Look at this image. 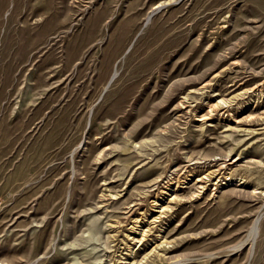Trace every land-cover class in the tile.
Returning <instances> with one entry per match:
<instances>
[{
	"label": "rangeland",
	"instance_id": "374dc122",
	"mask_svg": "<svg viewBox=\"0 0 264 264\" xmlns=\"http://www.w3.org/2000/svg\"><path fill=\"white\" fill-rule=\"evenodd\" d=\"M0 199V264H264V0H0Z\"/></svg>",
	"mask_w": 264,
	"mask_h": 264
},
{
	"label": "bare ground",
	"instance_id": "6f19581e",
	"mask_svg": "<svg viewBox=\"0 0 264 264\" xmlns=\"http://www.w3.org/2000/svg\"><path fill=\"white\" fill-rule=\"evenodd\" d=\"M219 103H222L223 105L227 104V102L225 100H220ZM225 106H227V105H225ZM199 181H200V179H199Z\"/></svg>",
	"mask_w": 264,
	"mask_h": 264
},
{
	"label": "built area",
	"instance_id": "2783aa9c",
	"mask_svg": "<svg viewBox=\"0 0 264 264\" xmlns=\"http://www.w3.org/2000/svg\"><path fill=\"white\" fill-rule=\"evenodd\" d=\"M3 205V200L0 199V207Z\"/></svg>",
	"mask_w": 264,
	"mask_h": 264
}]
</instances>
